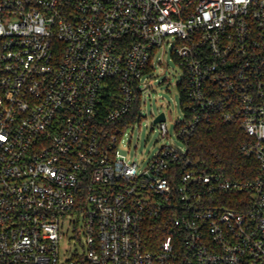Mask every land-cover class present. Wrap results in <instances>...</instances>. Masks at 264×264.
Listing matches in <instances>:
<instances>
[{
  "label": "built area",
  "instance_id": "obj_1",
  "mask_svg": "<svg viewBox=\"0 0 264 264\" xmlns=\"http://www.w3.org/2000/svg\"><path fill=\"white\" fill-rule=\"evenodd\" d=\"M159 52L182 118L153 122L178 144L139 166L123 136ZM209 122L241 128L253 179L192 163ZM0 264H264V0H0Z\"/></svg>",
  "mask_w": 264,
  "mask_h": 264
},
{
  "label": "rangeland",
  "instance_id": "obj_2",
  "mask_svg": "<svg viewBox=\"0 0 264 264\" xmlns=\"http://www.w3.org/2000/svg\"><path fill=\"white\" fill-rule=\"evenodd\" d=\"M158 55H161L164 62L160 63L156 59L153 62V69L149 72V79L144 85L146 91L140 118L127 135L123 136L129 160L137 162L139 166L145 165L160 147L169 142L178 144L174 139L169 140L168 137L162 138L159 135L158 125L153 122V118L158 112L164 111L168 136L174 138V124L182 118L177 88L182 70L167 52L164 54L159 52ZM81 226L82 222L77 213L68 214L60 221L62 261L67 260L75 251L81 250L76 237V231ZM82 240L84 241L83 237Z\"/></svg>",
  "mask_w": 264,
  "mask_h": 264
},
{
  "label": "trees",
  "instance_id": "obj_3",
  "mask_svg": "<svg viewBox=\"0 0 264 264\" xmlns=\"http://www.w3.org/2000/svg\"><path fill=\"white\" fill-rule=\"evenodd\" d=\"M245 138L244 132L237 125L203 123L188 140V155L194 165L220 169L232 179H253L256 175L255 160L239 153V145ZM161 220L147 223L149 226L144 233L145 243H150L147 249L153 248L152 245L164 236Z\"/></svg>",
  "mask_w": 264,
  "mask_h": 264
},
{
  "label": "water",
  "instance_id": "obj_4",
  "mask_svg": "<svg viewBox=\"0 0 264 264\" xmlns=\"http://www.w3.org/2000/svg\"><path fill=\"white\" fill-rule=\"evenodd\" d=\"M164 120V114L161 112L159 113L155 118H154V122L157 121H163Z\"/></svg>",
  "mask_w": 264,
  "mask_h": 264
}]
</instances>
